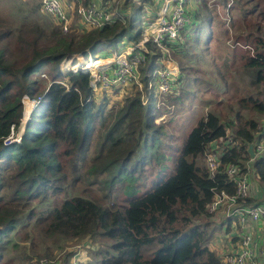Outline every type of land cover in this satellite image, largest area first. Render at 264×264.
I'll use <instances>...</instances> for the list:
<instances>
[{
  "label": "trees",
  "instance_id": "1",
  "mask_svg": "<svg viewBox=\"0 0 264 264\" xmlns=\"http://www.w3.org/2000/svg\"><path fill=\"white\" fill-rule=\"evenodd\" d=\"M197 1L194 6L186 0L190 22L166 43L167 52L149 44L140 65L146 103H141L140 89L130 84L122 88L132 87L133 92L119 107H106V94L118 87L94 91L86 71L64 72L67 60L75 62V51L94 56L133 43L140 28L133 35L128 32L131 13L119 10L110 23L89 29L80 25L81 30L71 25L64 33L52 15L41 18L35 9L27 20V11L21 19L0 18V264H31L33 255L51 256L55 250L62 251V264H68L72 251L63 250V244L84 238L103 241L92 258L79 264H222L208 246V204L213 188L233 192L234 183L225 173L229 162L251 178L242 201L264 203L263 187L251 177L264 185V154L251 158L249 168L246 163L248 143L253 150L258 141L264 143V3L208 0V6L206 0ZM147 6L153 11L154 1ZM224 7L237 43L217 59L210 41L229 37L220 15ZM214 25H223V30L214 33ZM161 54L174 59L178 72L169 90L155 95L147 91L146 80ZM196 54L198 63L206 58L207 71L193 65ZM200 86L224 89L222 95L229 90L236 107L225 103L223 112L208 109L193 118L194 99L203 98L197 92ZM22 94L37 98L36 103L19 141L4 144L1 139L21 116ZM32 102L25 101L24 110L27 104L29 112ZM161 114L164 121L156 122ZM215 142L221 144L219 165L210 176L201 157ZM61 143L69 144L63 154L74 156L69 181L96 182L109 196L108 203L93 195L62 196L66 183L57 160ZM105 155L97 174L96 164ZM147 168L153 172L145 181ZM16 233L18 240L28 242L27 250L13 238ZM35 242L39 244L33 246Z\"/></svg>",
  "mask_w": 264,
  "mask_h": 264
},
{
  "label": "built area",
  "instance_id": "2",
  "mask_svg": "<svg viewBox=\"0 0 264 264\" xmlns=\"http://www.w3.org/2000/svg\"><path fill=\"white\" fill-rule=\"evenodd\" d=\"M153 1V11L144 10L145 18L139 37L133 43L102 57H94L88 49L86 57L81 50L75 51L71 56L75 62L71 64L70 60H67V71H86L90 76L91 89L99 92L133 84L143 95L141 102L146 103L148 95L142 90L140 65L150 52L149 44L167 52L166 43L173 41L179 30L190 22L186 0ZM114 5L111 0H38V10L52 15L62 33L67 32L73 23L75 25L76 16L85 29L114 21L119 15V10L116 11ZM157 63L158 66L150 72L146 80L147 91L152 89L155 95L168 91L171 81L177 75V68L171 58L166 59L161 54ZM162 116L159 115L155 119ZM24 123L23 113L9 126V132L1 142L5 144L19 141ZM217 147L218 143L215 142L204 150H207L204 164L210 176L219 165L220 148L216 149ZM260 153L264 154V143L258 141L254 146V156ZM225 173L234 183L233 192L213 188V196L208 204L213 218L221 215L223 228H228L227 233L223 235V242L219 243L218 255L222 264H264V203L246 204L242 201L251 189L248 173L239 172L232 162L227 164ZM86 259L80 244L72 250L68 264H79ZM52 261L48 256H41L33 261V264H50Z\"/></svg>",
  "mask_w": 264,
  "mask_h": 264
},
{
  "label": "rangeland",
  "instance_id": "3",
  "mask_svg": "<svg viewBox=\"0 0 264 264\" xmlns=\"http://www.w3.org/2000/svg\"><path fill=\"white\" fill-rule=\"evenodd\" d=\"M149 1L150 0H127V2L125 3L124 0H111V2L113 4H115L114 7H115L116 11L122 10L125 13V15H128L131 13L130 15H132V20L130 23L132 26L128 28V32L131 35H133L137 31V29L139 30V28H141L142 21L145 18L144 10H147L150 8V6L146 7V5L149 3ZM207 1L208 0H206V4L209 6ZM261 1L264 3V0H261ZM37 2H38V0H0V18L10 21L11 19L14 20L17 18V16H19V19H21L20 15L23 12L27 11L30 14L31 11L34 9L36 10L37 14L42 18V15L44 13H41L38 10V6L35 7V4H37ZM193 3H195L194 6L199 4L197 0H192V5H193ZM234 4H236V3L234 2ZM211 6L213 8H215L216 10H220V6L216 2H213ZM169 10L170 9L168 7V11ZM233 11H235V9H233ZM225 13H228V12L226 11V9L224 7V13L220 12V15H223L222 17L224 18V24L227 27V30H229L228 39H225V40L217 42V43H213V41H210V47H211L210 51L216 56L217 59H219L220 54H226L228 51H230V48L234 44L237 43L236 41H233L235 33L232 30V25L234 23L229 24V17ZM202 14H204V12H202ZM30 17H31V14H30V16L27 15L24 19L27 20ZM18 22L19 21L16 20L15 24H17ZM73 25H74V23H73ZM75 25L77 26L76 28L78 30L82 29V27L80 25H83V24H81V20L79 19L78 16L75 17ZM72 28H74V27H72ZM222 30H223V25H219V26L214 25V27H213L214 33H216L217 31L220 33V31H222ZM211 44H213V47L215 49L211 46ZM245 45H247V44H244L243 46H245ZM199 46H202V44L200 43ZM247 47H249V46L247 45ZM194 50L197 51L198 50L197 47L194 48ZM250 50H251V48H250ZM113 51L114 50H112L111 48H109L107 51H103V50L98 51L94 54V57H102L101 55H108V54L112 53ZM198 55L199 54L195 55V61L193 62V65H196V67H198V65H199L200 67H202V69H204V71H207L208 63L205 62L206 58H204L200 63H198ZM83 56L86 57V54L84 53ZM218 61H220V60H218ZM173 62L175 63V66L177 68L176 62L175 61H173ZM67 65H68V63H67ZM223 68L224 67L220 65V71ZM196 71H198V70H196ZM66 72H67V69L64 72V74ZM177 72H178V69H177ZM42 73L43 72H40V75H42L41 77L43 78L44 81H47L44 73L43 74ZM203 73H205V72H203ZM217 89L218 90H213L211 88H204L203 86H200L199 91L197 90V92H198L199 97H203V98H195L194 99L193 109L191 111L192 112L191 115L193 118L198 116V115H203L208 109L209 110L211 109L215 112H217V111L223 112V111H225V108H226L225 103L230 104L232 106L234 105V107H236L235 103H234V96L231 95L229 90L226 92L225 95H222L221 91L224 89H222V90L220 88H217ZM132 92H133L132 87H128V88L125 87V88H119L118 90L114 91L113 93L112 92L107 93L106 95L109 98V100L107 99L106 107H110L113 104H115V107H119L121 104H122L121 106H123L124 105V101H123L124 97L126 95L132 93ZM240 93L241 92L239 91L237 95H239ZM96 95L98 97H100L102 94L96 93ZM227 96H229L230 98H226ZM142 98H143V95L140 93V100H142ZM20 100H21L22 109H23L24 108V102L27 100L31 101V97H29L27 94H22ZM216 103H218V104H216ZM32 105H33V102H32ZM32 105H31L30 109H32ZM119 111L122 112V109H120ZM182 112L183 111H181V113ZM22 114H23V112H22ZM252 115L253 114L250 113L248 116H252ZM254 116H256L258 118L261 117V115H254ZM164 119H165V116L162 117V119H158V118L155 119L154 118V120L156 122H162V121H164ZM185 120H187V116L184 117L183 121H185ZM105 124L106 123H102V125H105ZM106 128H108L106 125L103 126L102 131H105ZM95 136H96V134L94 135V137ZM94 137H93V142L95 140ZM100 137H102V134L100 135ZM97 144L98 143H96V145ZM220 147H221V144H219L216 149H219ZM64 149H66L68 151L69 150V144L61 143L57 149V160L59 161V165L61 166V167H59V170H60L61 175L62 174L64 175V180L66 183V186H65L66 191H64L62 193V196H71L74 194L84 195V196H92L93 195L96 197V199H98V197H99V199H101L105 204L108 203L109 196L107 198L102 194V191L97 187L96 182H91L87 179H83V180L80 179V181L77 180L76 182H70L69 181V176L71 174V168L73 167L72 161H73L74 156L71 155V157L68 158L67 155L63 154V152H62ZM103 151L104 152L107 151L106 146L104 147ZM205 152L203 153V155L201 157V164L204 163ZM253 152H254V150H253ZM104 157H106V155L103 156L101 158V160L99 161V163L96 164V168H95L94 172L97 174H98V172L102 166V160ZM253 157H255V156L253 155ZM253 157H250L249 160L246 162L248 165V168L250 167L251 158H253ZM82 169H84V168H82ZM144 172L146 174L145 181H147V180H149L151 172H153V171H151V170H149V168H147L146 170H144ZM251 173H252V170L250 171V174ZM251 177L256 181V184H258L260 187H263L262 191L264 192V185L262 182H260L258 180L257 176L251 174ZM105 195H107V194H105ZM222 222H223V220H222L221 215H218L214 218L211 215L210 220H209V224H208V228L211 229V231H212L211 234H213V236H214V237H211L210 240H208V246L211 248V246L214 245V247L213 246L212 247L218 252V254H220L219 253L220 252L219 243L223 242V240H224L223 235H224V233H227V232H224V230H223ZM14 231H15V229H14ZM13 238L18 241L20 246H24L25 250L28 249V242L27 241L21 242L20 240H18V234L14 235ZM101 241H103V240H101L100 238H95L94 241H90L89 238H84V239L79 240L78 242H75V243L74 242L71 244L65 243V244H63L62 248H63V250H67V251L71 250L72 251L76 246L81 244V247L84 251L85 257L87 259H90L93 257V251L95 250V248H97L99 246V243H101ZM45 242L47 244H49L48 241H45ZM38 244H39L38 242H35V244L33 246H36ZM58 251L59 250L52 251L53 255L48 256V257L53 259V261L51 262L53 264H62V256H61L62 251H59V252ZM37 252L40 253V252H42V250L39 249V250H37ZM28 253L31 254V251L28 250ZM41 256H46V255L40 253L38 256L33 255L32 258L34 257V261H35L37 258H39ZM98 258H99V254L95 256V260H97ZM12 264H14V263H12ZM31 264H33V262Z\"/></svg>",
  "mask_w": 264,
  "mask_h": 264
},
{
  "label": "clouds",
  "instance_id": "4",
  "mask_svg": "<svg viewBox=\"0 0 264 264\" xmlns=\"http://www.w3.org/2000/svg\"><path fill=\"white\" fill-rule=\"evenodd\" d=\"M36 100H37V98L36 99H34V98H31V101H33V105H32V109H33V106L35 105V103H36ZM23 110H24V108L22 109V111H21V115H22V112H23ZM31 113H32V110H31V112H30V114L27 116V117H25V121H26V119L27 118H29V116L31 115ZM161 115H163V114H161ZM21 117V116H20ZM163 117V116H162ZM162 117L160 118V119H162ZM156 118V117H155ZM24 125H25V123H24ZM24 127V126H23ZM17 142V141H16ZM223 230H224V228H223ZM225 232V231H224ZM211 237H214L213 236V234H212V236ZM211 246V245H210ZM211 248H212V246H211ZM213 249V248H212ZM215 250V249H214ZM216 251V250H215ZM217 252V251H216ZM218 253V252H217Z\"/></svg>",
  "mask_w": 264,
  "mask_h": 264
},
{
  "label": "water",
  "instance_id": "5",
  "mask_svg": "<svg viewBox=\"0 0 264 264\" xmlns=\"http://www.w3.org/2000/svg\"><path fill=\"white\" fill-rule=\"evenodd\" d=\"M247 151H248V153H249V156H250V157H253L254 152H253V149H252V143H251V142L248 143V145H247Z\"/></svg>",
  "mask_w": 264,
  "mask_h": 264
},
{
  "label": "bare ground",
  "instance_id": "6",
  "mask_svg": "<svg viewBox=\"0 0 264 264\" xmlns=\"http://www.w3.org/2000/svg\"><path fill=\"white\" fill-rule=\"evenodd\" d=\"M26 108H27V104H25L24 117H27L29 115L30 111L32 110V109H30V111L27 112L28 109H26Z\"/></svg>",
  "mask_w": 264,
  "mask_h": 264
},
{
  "label": "crops",
  "instance_id": "7",
  "mask_svg": "<svg viewBox=\"0 0 264 264\" xmlns=\"http://www.w3.org/2000/svg\"><path fill=\"white\" fill-rule=\"evenodd\" d=\"M73 59H74V57H73ZM253 186V185H252Z\"/></svg>",
  "mask_w": 264,
  "mask_h": 264
}]
</instances>
